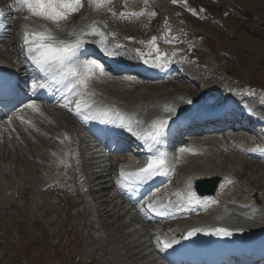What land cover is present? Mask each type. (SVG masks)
<instances>
[{"label": "rangeland", "instance_id": "374dc122", "mask_svg": "<svg viewBox=\"0 0 264 264\" xmlns=\"http://www.w3.org/2000/svg\"><path fill=\"white\" fill-rule=\"evenodd\" d=\"M159 1L161 5L167 7L171 15H173L174 7V14L189 21V24H185L184 29L188 32H183L181 27H172L170 33L186 39L194 35L201 38L204 46L202 44L193 46L192 41L187 45V40L184 39L188 47L191 45L188 52L199 57L202 53L200 58L206 64L210 63L211 66L208 67L211 69L216 65V63L215 65L211 64L213 60H217L219 65L227 66V69L231 71V76L246 83L245 86L240 85L241 88L250 91L249 86H251L253 91H258V94L264 97L260 94L264 90V0H219L218 4H215L217 0H192V4L195 2L209 4V7L215 9L219 14L223 10L219 21L226 25L228 31L215 25V22L212 23L215 20H200L192 17L188 11H183L178 6L171 4L172 1L170 0ZM176 25L179 26L177 23ZM196 36L192 40L196 39ZM13 54L14 50L7 48V42L1 46L0 57L2 59L10 62L9 59L13 57ZM255 87H259V89ZM10 142L12 143V141ZM7 144L0 141V159L6 160L5 165L10 171L14 165L15 169L6 178L0 177V189H4V185L10 186L9 191L7 187L4 189L7 193L0 192V264H70L68 258L76 257L77 253L81 257L83 247L80 248V244H87V239H83L86 238L87 233L82 231L81 234H78L81 229H79L76 221V211L67 209L66 205L61 208L60 203V205L53 206L51 203L57 202L53 194L38 192L40 178L35 171L34 163L23 155L19 147L13 152ZM216 144L222 145L220 142ZM12 148H14L13 145ZM224 148L221 146L218 150ZM211 158H203L200 163L206 166H211L215 162L218 163L217 160L212 159V161ZM221 158H219V163ZM192 160L198 161L194 158ZM234 160L232 159V163L236 166L235 163L240 162V159L236 157ZM259 168L257 166L254 175L247 172V175H243L244 179L246 177L247 180L253 181L252 184L254 183V185L260 184L264 179V169ZM108 179L109 177L93 179L94 189L98 190V197L97 203L94 202L92 205L97 204L99 206L100 199L104 197H114L113 191L108 188L110 185ZM26 182L29 185L27 188L29 197L27 198V195L25 197L29 202L23 200L22 197L13 199L16 194L20 193ZM27 190H23V192L27 193ZM261 191L260 194L257 193V198L264 200ZM63 193L65 194V192ZM113 199L108 200L114 204ZM109 201L107 203L110 205ZM120 207L119 204L117 208L120 209ZM80 211L83 210L80 209ZM113 213L114 211L109 215L110 220L104 221L107 235L102 238V242L108 243V247L105 249L107 253L106 262L111 264H141L138 260L134 261L127 248L120 244V235L115 227L110 229L115 218ZM81 223V227H83V221ZM120 226L121 230L125 224ZM70 235L76 241L71 242ZM129 236V238H125L127 243L133 240L132 237H135L132 233ZM135 242L130 245L135 246ZM66 246L68 247L66 248ZM60 248L63 249V253H58ZM83 255L82 259L86 264H99L100 259L97 258L101 257L100 252L85 251ZM89 260L90 262H88Z\"/></svg>", "mask_w": 264, "mask_h": 264}, {"label": "snow or ice", "instance_id": "6c2138e0", "mask_svg": "<svg viewBox=\"0 0 264 264\" xmlns=\"http://www.w3.org/2000/svg\"><path fill=\"white\" fill-rule=\"evenodd\" d=\"M85 0H14V6L17 11L25 10L28 15L25 16L26 20L32 21L33 18H40L52 25H55V30L49 27H33L25 28L23 32V55H25L44 76L49 83L34 84L33 87H51L53 84L62 85L64 89L73 93L77 99L75 100V112L77 115L82 116L83 119L97 118V116L103 117L102 123H116L119 121V126L132 132V119L133 117H125L124 114L113 108H101L99 106L93 107L95 101L90 98L94 95L90 91L91 84L94 79L99 76H105L104 68L95 60H81L79 59V53L84 47L86 35H99L102 39L99 41L101 50L106 55H113L114 53L109 51L105 34L100 32L96 28L95 22L88 27L90 31L75 30L67 33L68 38H62L56 33L64 32L65 29L62 24L67 22L70 16L76 14L84 6ZM112 0H87V3L94 9H99L106 4H110ZM177 0H173L176 3ZM147 3V0H145ZM153 13L152 15H154ZM2 15V13H0ZM136 15V13H133ZM140 15H143L141 12ZM143 43V42H142ZM150 51L147 55L151 56L155 53L156 65L160 66L164 53H161L156 46V37H153L148 41ZM121 45L117 44L116 48H120ZM139 51V50H137ZM143 55V54H142ZM145 63H148V59H145ZM167 62V61H164ZM253 95L254 93H247ZM261 103H264V97L261 98ZM28 109L33 112H39L38 106L35 102L26 105ZM68 107V105H64ZM164 111L167 113H174L175 108L165 106ZM96 113V115H93ZM22 119V117H18ZM11 122V118H9ZM137 124L142 121H136ZM168 125V120L165 118L156 119L150 125V130L147 133L133 132L138 138L151 139L154 143L159 144L160 137L164 135L165 129ZM253 151H264V149L256 148ZM182 153H193L194 149L182 148ZM166 165V159L164 153H159L156 156H152L147 161L145 167L139 168L136 172L126 173L121 169V180L118 181L120 187H125L124 181L139 179L145 180L150 178L154 174L162 173ZM231 183V181H229ZM188 191L185 197L188 203H200L199 197L192 189V181H187ZM179 195V194H177ZM211 203H217L215 200H209ZM148 208L153 211H157L153 204H149ZM168 208L165 206L162 211H157V215H165ZM205 231L200 228H193L187 233L188 237L196 235L197 232ZM215 235L218 236H230L232 232L227 228H216L212 230ZM178 241H163V248H171L173 243Z\"/></svg>", "mask_w": 264, "mask_h": 264}, {"label": "bare ground", "instance_id": "6f19581e", "mask_svg": "<svg viewBox=\"0 0 264 264\" xmlns=\"http://www.w3.org/2000/svg\"><path fill=\"white\" fill-rule=\"evenodd\" d=\"M67 27H65V28H67ZM206 81L210 82V80H208V79H204L202 82H206ZM103 83H104V78L96 80V82H94V85L91 84L90 89L98 91V92H96L97 95H100V93H101L102 97L105 98V101L107 100L114 105H118L117 102L116 103L114 102L115 101L114 99H119V100H122L125 102H129V104L127 103V105L125 107H127L129 105H133L136 107V104L139 106L143 105V104L144 105L149 104L150 107H153V105L155 104V106L153 108H150L151 111H150V109L141 110L142 112H144V111L148 112L147 119L151 123L154 120L159 119L160 115L164 111L165 106H170V107H173L175 109H177L179 107L176 103L173 102V100L178 101L179 99H183V97H185L184 95L189 96L192 100H197V99H200L201 96L206 95V93H213L215 91L214 88H209L208 90L206 89L204 91H198L197 92V90H199V86H200L199 83H195L194 84L195 88L191 89L183 80H180V83L172 84L171 86L168 87V89H167V87L154 86L153 84H138V85L133 86L132 90H129L126 88L125 83L118 81V80H115V79L106 80V85L104 84L105 87L103 86ZM106 86H108V87H106ZM175 96H178V97H175ZM134 110H137V108H135ZM54 113H55L54 115H56V117L59 118L60 113H62V112L55 111ZM1 140L4 143H9L10 141H13L10 138V135H5ZM7 140L9 142H6ZM233 140L237 144L245 143L246 137L241 136V134H238L236 137H233ZM194 153H195V155H202V152H200V151L194 150ZM228 153H230V152L227 149L225 154H221V153L215 154L213 156V160H217V158L219 157L218 155L220 154V155L224 156V158H225L224 162L220 163V164L215 162L211 165L213 167L218 168L219 171H221V173L224 174L223 178L221 180V183H220V187H219V193H218L219 196H217L215 199H211V200L217 201V203H211L209 201H204V202L199 204L200 206L207 207L209 205L210 208H212L214 206L222 207V205H223L222 199L224 196H227V195H225V191H227V189H226L227 185L225 183L228 180L229 176L232 178H234V177L238 178V177H242L243 175H247V172H250L251 175H254V173L257 171V169H256L257 166H258V168L261 167V169L262 168L264 169V165H259L258 163H256V162L254 163V162L249 161V160L246 161V159H242V160H244L243 162L242 161L236 162L235 164H237V165L234 166L232 163V159L234 160L236 158V156L228 154ZM187 154L191 155V156L193 155L192 153H187ZM57 155H58V159H59L57 162L69 167L70 161H68L67 158L70 157V155H71L70 151L67 150L64 152H59ZM3 156H5V155H3ZM208 167L205 164L201 165V163H199V162H198V164L187 163L185 165V167L183 168L185 170L184 174L190 173V175H189L190 177L189 176L184 177L183 181H185L184 182L185 186L187 187V181L189 179H191V181L193 182V180L196 178L199 179V178H205L206 176L218 175L217 172H215L214 170H211L210 168L207 169ZM237 167L241 168L240 169L241 172L235 171L236 170L235 168H237ZM225 169H227L228 171H226ZM245 179H246V177H245ZM247 184L251 185L252 182L249 183V180H248ZM94 191H95V195L97 198L98 197V195H97L98 190L94 189ZM248 191L249 190H247V191L246 190L245 191L240 190V191H238V194L233 192V191H230V192L227 191L228 195H231L232 196L231 199L234 200L235 202H234V204H225L224 209H230L229 211L233 212L234 214H237L239 219H244L242 217L244 215H245L244 217H246L248 219L250 217H252L253 215H255L254 217H257L258 219H257V222L253 223V226L254 227L257 226L259 228L264 227V206L263 205L258 206L257 204L250 201L253 205H255V206H253V205H250L249 203H247L246 201L242 202L241 200H239L241 197L240 194L244 195L245 193H248ZM27 194H28V192L27 193L22 192V197L24 199H26L25 195H27ZM228 197H230V196H228ZM108 199H111V198H109L107 196V197L100 199L98 211L100 213V216L102 218H104L105 221H106V219L107 220L111 219L109 215L112 214V212L114 211L113 214L117 217V218H115L117 220L114 223L117 224L122 219V217L124 215H123V213H120L119 209H117V204H115L113 206H109V204L107 203L109 201ZM239 201H241V202H239ZM111 202L112 201H109V203H111ZM12 203L14 205V202H12ZM256 206H258L259 208H256ZM240 215H242V216H240ZM248 219H246V220H248ZM113 224H111L112 227L109 226L110 229L113 228L114 225H116V224H114V225ZM119 227L120 226H117L115 229L117 231H119L120 230ZM120 231L121 232H119L118 234L120 235V240H121L120 244H122L123 247H126L129 252H132L133 250L140 248L141 244H138V243H136L135 246L130 245L131 243L135 242L134 239L132 241H130L129 243H127L126 239H125L126 236H124L122 234V229ZM136 255H138V253L133 252L132 256H130V257H132V259L134 261L139 260L135 257Z\"/></svg>", "mask_w": 264, "mask_h": 264}]
</instances>
